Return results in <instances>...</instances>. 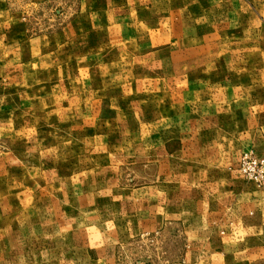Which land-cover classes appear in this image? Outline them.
Here are the masks:
<instances>
[{"label": "rangeland", "instance_id": "rangeland-1", "mask_svg": "<svg viewBox=\"0 0 264 264\" xmlns=\"http://www.w3.org/2000/svg\"><path fill=\"white\" fill-rule=\"evenodd\" d=\"M240 185L264 0H0V264L181 263L220 232L197 199Z\"/></svg>", "mask_w": 264, "mask_h": 264}, {"label": "crops", "instance_id": "crops-1", "mask_svg": "<svg viewBox=\"0 0 264 264\" xmlns=\"http://www.w3.org/2000/svg\"><path fill=\"white\" fill-rule=\"evenodd\" d=\"M202 200L194 203L204 211L195 224L215 225L220 232L191 237L192 249L177 264H264V191L219 187Z\"/></svg>", "mask_w": 264, "mask_h": 264}]
</instances>
